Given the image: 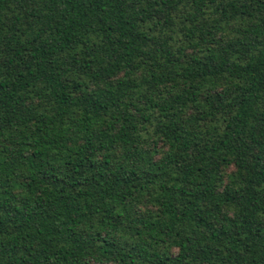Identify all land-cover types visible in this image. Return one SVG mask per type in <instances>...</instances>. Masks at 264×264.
<instances>
[{
  "label": "trees",
  "instance_id": "trees-1",
  "mask_svg": "<svg viewBox=\"0 0 264 264\" xmlns=\"http://www.w3.org/2000/svg\"><path fill=\"white\" fill-rule=\"evenodd\" d=\"M0 264H264V0H0Z\"/></svg>",
  "mask_w": 264,
  "mask_h": 264
}]
</instances>
